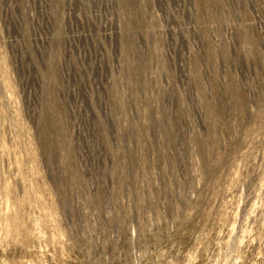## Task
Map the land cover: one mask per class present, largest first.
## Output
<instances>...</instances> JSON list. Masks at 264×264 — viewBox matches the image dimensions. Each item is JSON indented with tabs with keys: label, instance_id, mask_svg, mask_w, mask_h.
<instances>
[{
	"label": "rangeland",
	"instance_id": "obj_1",
	"mask_svg": "<svg viewBox=\"0 0 264 264\" xmlns=\"http://www.w3.org/2000/svg\"><path fill=\"white\" fill-rule=\"evenodd\" d=\"M0 264H264V0H0Z\"/></svg>",
	"mask_w": 264,
	"mask_h": 264
}]
</instances>
